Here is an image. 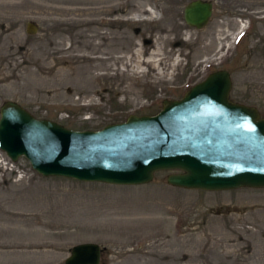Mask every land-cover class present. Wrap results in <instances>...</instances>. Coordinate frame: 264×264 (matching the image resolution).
Wrapping results in <instances>:
<instances>
[{
    "label": "rangeland",
    "instance_id": "obj_1",
    "mask_svg": "<svg viewBox=\"0 0 264 264\" xmlns=\"http://www.w3.org/2000/svg\"><path fill=\"white\" fill-rule=\"evenodd\" d=\"M191 1L0 0V75H12L0 108L100 131L155 116L226 71L229 101L264 119V0H201L212 4L202 29L184 22ZM174 173L138 186L85 183L43 177L0 150V264H64L83 243L100 246L99 264H264V188L181 189L167 184Z\"/></svg>",
    "mask_w": 264,
    "mask_h": 264
},
{
    "label": "water",
    "instance_id": "obj_2",
    "mask_svg": "<svg viewBox=\"0 0 264 264\" xmlns=\"http://www.w3.org/2000/svg\"><path fill=\"white\" fill-rule=\"evenodd\" d=\"M212 4L201 0L183 9L184 22L202 29ZM33 24L27 31L33 32ZM226 71L208 75L180 100L164 101L155 116H129L100 131H72L38 120L12 102L0 108V150L25 157L43 177L138 186L157 171H179L167 184L188 190L264 188V119L254 108L229 101ZM100 246L71 248L64 264H99Z\"/></svg>",
    "mask_w": 264,
    "mask_h": 264
},
{
    "label": "bare ground",
    "instance_id": "obj_3",
    "mask_svg": "<svg viewBox=\"0 0 264 264\" xmlns=\"http://www.w3.org/2000/svg\"><path fill=\"white\" fill-rule=\"evenodd\" d=\"M246 27H245V25H243V24H241V26L239 27V29H238V32L236 33V34H234L233 36H231V39H236L237 37H238V35L239 34H241L242 32H243V30L245 29ZM144 53H143V51L141 52V54H133V56H134V58L137 60V58H141V55H143ZM159 56H161V55H159V54H156V57H159ZM144 60V59H143ZM140 61V63L141 64H146V65H148L149 66V64L151 63H154L155 62V64H158V65H162V59L161 58H158V59H156L154 62H152V61H149V60H146V61ZM5 71V70H4ZM39 71L41 72V69H39ZM6 72V71H5ZM163 76H165V75H163ZM10 78H12V75H9V74H7V73H3V74H1L0 75V82H6V81H8ZM15 262H17V263H19V260H17V261H15Z\"/></svg>",
    "mask_w": 264,
    "mask_h": 264
}]
</instances>
